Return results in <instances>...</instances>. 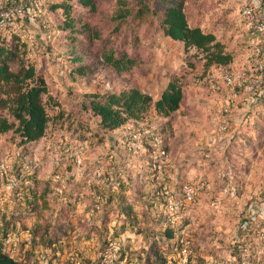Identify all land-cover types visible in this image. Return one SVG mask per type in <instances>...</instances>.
<instances>
[{
	"label": "rangeland",
	"instance_id": "rangeland-1",
	"mask_svg": "<svg viewBox=\"0 0 264 264\" xmlns=\"http://www.w3.org/2000/svg\"><path fill=\"white\" fill-rule=\"evenodd\" d=\"M43 1H29L0 29V43L19 56L13 68L33 65L51 93L42 138L22 144L11 131L0 135V253L19 264H179L187 242L188 264H264V90L213 89L208 80L221 83L220 66L206 68L203 52L186 50L157 24L117 27L114 0H95L97 11L74 5L72 15L91 26L82 45L99 53L111 43L135 64L72 81L63 57L46 48L68 41L49 22L62 10L46 11ZM246 1L186 3L192 24L216 35L234 69L260 51L264 83V36L243 17ZM172 78L183 98L163 115L153 103ZM132 87L150 94L152 105L138 132L114 137L86 108L88 95ZM162 148L157 171L149 153Z\"/></svg>",
	"mask_w": 264,
	"mask_h": 264
},
{
	"label": "trees",
	"instance_id": "trees-1",
	"mask_svg": "<svg viewBox=\"0 0 264 264\" xmlns=\"http://www.w3.org/2000/svg\"><path fill=\"white\" fill-rule=\"evenodd\" d=\"M22 1L15 0L16 3ZM187 1L156 0L153 5L150 0H114L110 20L119 28L123 24L132 27L157 24L155 26L164 35L182 41L186 50L194 48L203 52L206 68L212 65L221 68L233 67L230 64L232 54L225 50L216 35L204 31L198 24H192ZM263 2L264 0H251L262 12ZM12 3L6 0L5 6L9 7ZM74 5L97 11L95 0H60L56 3L44 0L42 4L46 11L57 8L62 10L61 17H54L49 22L55 33L66 32L68 41H50L46 48L47 51L63 57V66L71 80L91 78L93 74L101 71L122 73L132 68L135 64L134 58L128 56L126 51L117 50L111 43L103 44L99 53H94L89 46L82 45V40L91 36V26L88 22L73 17ZM95 34L98 36L97 31ZM17 58L19 56L14 49L0 43V135L11 131L18 135L22 144L32 143L46 134L50 121L46 102L50 100L51 93L46 80L37 73L33 65L17 63L18 66L13 68ZM88 96L86 108L98 118L101 128L112 132L114 137L122 131L138 132L139 120L152 105L151 95L136 87L118 93H89ZM182 98V86L177 78H172L153 106L157 113L169 115L179 107ZM166 234L172 236V231L167 229ZM181 247L182 243L180 249ZM0 264L19 263L0 253Z\"/></svg>",
	"mask_w": 264,
	"mask_h": 264
},
{
	"label": "built area",
	"instance_id": "built-area-1",
	"mask_svg": "<svg viewBox=\"0 0 264 264\" xmlns=\"http://www.w3.org/2000/svg\"><path fill=\"white\" fill-rule=\"evenodd\" d=\"M13 2L9 7H6V0L0 1V8H3L0 12V28H3L6 23L11 22L12 18L17 14H23L25 9L28 7V3L31 0H24L22 3H16L15 0H9ZM241 13L248 23L249 28L252 32H259L264 36V20L263 17L258 15L257 7L251 3V0L242 4L240 7ZM264 40V39H263ZM253 61L248 62L246 68L243 69H234L233 67H224L220 70V79L221 83L217 81L215 78H210L208 81L210 86L213 89L219 90L221 89V84L224 85V88L236 93V91H243V93H250L253 95H258L264 90L263 83V62L260 57V51L258 50L255 53ZM134 134V137L140 138V135ZM166 158L165 149H158L155 151H150L149 159L152 162V167L157 171H160L162 168L163 159ZM76 162L81 164L82 159L80 154L76 155ZM33 167L37 168L38 163L32 161ZM5 164L0 163V172L4 171ZM184 190L187 193V197L191 196V188L190 186L184 185ZM169 207L172 208V203H168ZM9 238H7V241ZM6 244V243H5ZM189 248L186 244L183 245L182 248V259L179 264H188V256H189Z\"/></svg>",
	"mask_w": 264,
	"mask_h": 264
}]
</instances>
